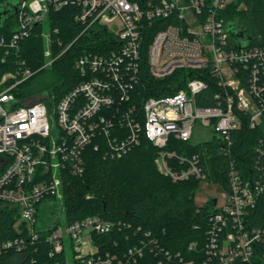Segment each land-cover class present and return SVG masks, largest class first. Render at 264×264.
Segmentation results:
<instances>
[{"label": "built area", "instance_id": "built-area-1", "mask_svg": "<svg viewBox=\"0 0 264 264\" xmlns=\"http://www.w3.org/2000/svg\"><path fill=\"white\" fill-rule=\"evenodd\" d=\"M233 1L159 0L154 3L148 0L144 5L136 0L21 2L19 27L8 40L17 49L34 25L46 20L50 10H60L69 4L81 8L76 19L86 24V28L96 23L106 26L120 46L108 53L81 55L76 68L83 80L55 103V111L52 94L17 104L14 87L34 73L23 67L24 62L16 71L2 76L0 209L5 204L16 209L14 227L18 235L0 241V255L11 250L28 252L36 243L44 241L50 246L51 257L65 256V262L57 260L55 264H133L143 254L141 247L134 246L119 256L101 253L93 241L94 233L109 232L114 222L90 215L67 223L60 216L49 214L52 203H61L63 209L64 174L84 173L87 148L100 149L99 136L103 135L109 143L114 142V151L121 157L144 134L160 148L156 163L161 172L175 181L190 176L206 180L197 155L186 158L165 150L171 137L191 140L199 121L203 127L230 140V132L241 128L242 116L248 117L251 127H264V46L250 44L247 36L242 42L233 37L231 27L242 29L220 15ZM171 16L176 23L156 31L149 43L151 75L161 79L177 70L188 73L210 67L221 87L215 94L217 104L198 105L196 95L206 87V82L187 74L185 88L146 98L139 115L136 105L129 102L140 80L145 29L154 19ZM113 25L116 29L110 30ZM42 36L45 56L49 58L46 65H51V29L46 27ZM5 42L0 37V44ZM10 81L13 82L8 84ZM113 107L119 115L116 119L106 111ZM53 126L60 128L58 138L52 136ZM117 126L127 133L117 137ZM256 150L264 157V138ZM173 156L187 161L188 167L174 169L168 162ZM229 176L230 190L221 188L223 202L218 205L216 200L218 211L211 217L213 225L208 232L204 264L250 262L256 246L264 245V227L250 228L246 224L249 208L255 207L264 194V178L245 180L234 163ZM66 242L73 250L72 260L67 257ZM195 245L194 242L190 246ZM261 259L264 262V254Z\"/></svg>", "mask_w": 264, "mask_h": 264}, {"label": "trees", "instance_id": "trees-1", "mask_svg": "<svg viewBox=\"0 0 264 264\" xmlns=\"http://www.w3.org/2000/svg\"><path fill=\"white\" fill-rule=\"evenodd\" d=\"M22 1L0 0V37L7 41L0 44V81L5 73L20 68L22 62L25 63L23 67L34 72L14 87L17 104L46 94H52L55 103L58 102L83 80L76 68V61L81 55L108 53L120 46L106 26L96 23L86 28V24L76 19L81 8L69 4L60 10H50L46 20L34 25L30 35L21 40L17 49L8 40L19 27L18 12ZM136 1L144 5L148 0ZM220 15L238 24L249 37L250 44L264 46V0H234ZM172 22L176 23L174 16L154 19L152 25L145 29L140 80L135 84L129 102L136 105L139 115H142L146 98L173 94L185 88L187 74L206 82V87L196 95L197 104H217L215 94L221 87L219 78L210 67L188 73L177 70L161 79L151 75L149 43L156 31ZM46 27L52 31L51 65H46L49 58L45 56L46 45L42 36ZM46 72H49L47 76L44 75ZM115 108L106 109L113 119L119 117ZM242 119L241 128L230 132V140L217 133L201 142L171 137L165 150L186 158L197 155L206 180L228 191L231 187V163L238 167L245 180L264 178V157L256 150L264 138V127H251L247 116H242ZM115 133L120 137L127 130L117 126ZM99 140L100 149L89 146L85 152V171L82 175L64 174L60 219L70 223L86 216L99 215L114 222L109 232L94 233L93 241L101 253L110 252L119 256L134 246L141 247L143 254L133 264H204L208 232L213 225L211 217L218 209L214 199L203 205L196 204L194 195L202 179L190 176L175 181L161 172L156 163L160 148L144 134H141L139 143L132 145L121 157L114 151V142L109 143L103 135L99 136ZM168 162L177 170L188 167V162H182L177 156L169 158ZM58 219L57 222L60 221ZM16 221V209L9 204L2 205L0 241L18 235L14 227ZM246 224L250 228L264 227V194L258 198L255 207L249 208ZM194 242L196 245L191 247ZM166 251L169 253L166 254ZM49 252V244L42 241L28 252H3L0 264H12L19 258L22 264L65 262L64 255L55 258ZM263 254L264 245H258L250 262L237 260L232 264H264L261 259Z\"/></svg>", "mask_w": 264, "mask_h": 264}, {"label": "rangeland", "instance_id": "rangeland-1", "mask_svg": "<svg viewBox=\"0 0 264 264\" xmlns=\"http://www.w3.org/2000/svg\"><path fill=\"white\" fill-rule=\"evenodd\" d=\"M110 30L116 29V26L113 25V27H109ZM49 72H46L44 75H48ZM41 95L34 96L32 98L27 99V102H34L38 99H40ZM51 102L53 104L52 109L55 111V101L54 97H51ZM55 124V121H53ZM60 135V128L58 126H53V132L52 136L54 138H58ZM213 135H215L214 131H211L210 128L203 127L199 124V121H197L195 125V131L192 137L193 142H201L207 139H210ZM222 189L219 185L210 182L208 180H202L199 189L195 192L194 200L197 205H203L205 204L209 199H216L218 202V205H220L223 200L221 197ZM43 214V213H42ZM49 214L53 217H58L61 214V203H52V205L49 206ZM66 252L68 259H73V250L69 246V242H66ZM15 259V258H14ZM12 264H22V259L19 258L17 260H13Z\"/></svg>", "mask_w": 264, "mask_h": 264}, {"label": "water", "instance_id": "water-1", "mask_svg": "<svg viewBox=\"0 0 264 264\" xmlns=\"http://www.w3.org/2000/svg\"><path fill=\"white\" fill-rule=\"evenodd\" d=\"M230 32L234 38H236L237 40H240L241 42L245 39L246 35L243 30L238 31L235 27H231ZM247 39H249V37H247ZM214 201L216 202V199H214Z\"/></svg>", "mask_w": 264, "mask_h": 264}]
</instances>
